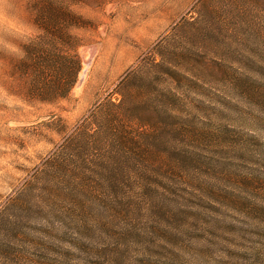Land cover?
<instances>
[{"label": "rangeland", "instance_id": "rangeland-1", "mask_svg": "<svg viewBox=\"0 0 264 264\" xmlns=\"http://www.w3.org/2000/svg\"><path fill=\"white\" fill-rule=\"evenodd\" d=\"M37 1L0 0V215L18 213L22 201L29 211L17 229L39 235L46 225L38 216L52 207L43 195L55 193L46 184L66 200L86 193L184 203L200 217L232 221L231 232L219 224L232 244H206L196 259L264 264V0H49L84 25L68 28L81 43L77 80L53 102L26 100L20 66L23 47L43 32ZM106 100L134 106L117 128L127 143L96 135L83 157L68 154L73 162L51 173L45 163L83 125L97 132ZM101 163L129 171L114 174L111 188L95 174Z\"/></svg>", "mask_w": 264, "mask_h": 264}, {"label": "trees", "instance_id": "trees-1", "mask_svg": "<svg viewBox=\"0 0 264 264\" xmlns=\"http://www.w3.org/2000/svg\"><path fill=\"white\" fill-rule=\"evenodd\" d=\"M36 4L39 8L35 24L43 32L38 42L32 41L23 47L20 66L27 79L26 100L66 99L77 80L80 62L76 49L81 44L68 28L84 25L68 7L50 4L49 0H38ZM101 109L103 120L96 121L95 134L88 132L87 124L83 125L66 142L65 149L47 160L45 167L51 173L65 170L73 162L68 154L83 157L89 150V142L94 144L96 135L110 138L112 143H127L125 131L117 128L123 113L126 117L134 113L133 104L124 106L123 101L106 100ZM101 164L95 166V174H104L111 188L115 185L111 183L114 174L124 176L129 171L126 166ZM84 166L78 165L77 172L84 173ZM94 182L102 188L97 178ZM76 186L83 193V185ZM45 187L55 193L43 195L42 202L52 207L43 214L39 211L38 219L47 227L39 235L18 231L29 211V205L22 201L15 204L18 213L0 215V225L6 233L0 239V264H191V258L204 264L194 256L195 250L213 242L220 246L225 242L232 244L229 238L222 241L226 231L219 225L226 224L231 232L232 221L226 223L207 214L200 217L198 212L187 210L184 203L154 202L125 195L89 197L86 193L66 200L59 197L57 184ZM209 227L214 230L212 239L205 236Z\"/></svg>", "mask_w": 264, "mask_h": 264}, {"label": "bare ground", "instance_id": "bare-ground-1", "mask_svg": "<svg viewBox=\"0 0 264 264\" xmlns=\"http://www.w3.org/2000/svg\"><path fill=\"white\" fill-rule=\"evenodd\" d=\"M85 67H86V66H85ZM82 75H83V71H81V73H80V80H79L78 84L80 83V81H81V79H82Z\"/></svg>", "mask_w": 264, "mask_h": 264}]
</instances>
